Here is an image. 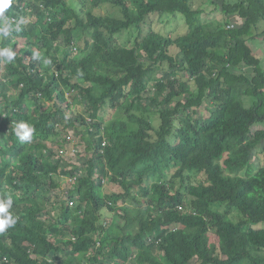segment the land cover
Returning a JSON list of instances; mask_svg holds the SVG:
<instances>
[{"label": "trees", "instance_id": "trees-1", "mask_svg": "<svg viewBox=\"0 0 264 264\" xmlns=\"http://www.w3.org/2000/svg\"><path fill=\"white\" fill-rule=\"evenodd\" d=\"M35 2L42 56L28 42L24 53L33 52L32 63L0 57V140H7L0 141V201L11 198L16 218L0 233V264H264V227L254 228L264 223V165L239 174L264 143V69L253 51L264 41V0L210 2L220 3L223 14L214 28L200 22L193 0H81L86 8L67 0ZM101 4L120 16L93 13ZM150 13L182 15L188 31L141 36ZM132 27L139 29L134 44L118 43L115 33ZM32 28L22 36L32 37ZM73 45L82 57L70 56ZM60 55L59 80L44 86L38 68ZM181 72L187 79L177 77ZM62 85L76 90L71 95L92 118L117 107L104 128L97 122L78 129L83 169L51 160L46 139L68 142L53 129L65 114L41 110L35 101L38 92L63 100ZM204 103L207 115L198 112ZM20 122L34 127V145L15 135ZM80 170L68 181L74 205L54 198L57 206L48 207L44 184L55 188L53 174ZM192 171L204 179L194 182ZM106 177L111 191L104 196ZM151 178L160 183L150 186ZM184 202L196 213L178 210ZM233 208L242 215L237 222L229 217Z\"/></svg>", "mask_w": 264, "mask_h": 264}, {"label": "clouds", "instance_id": "clouds-1", "mask_svg": "<svg viewBox=\"0 0 264 264\" xmlns=\"http://www.w3.org/2000/svg\"><path fill=\"white\" fill-rule=\"evenodd\" d=\"M36 2L35 0H25L21 5H18L17 0H0V20H3V26H0V37L4 38V41H6V47L0 49V57L5 58V62H12L16 57L22 58V61L25 64L32 63V60H36V56L33 54V52L26 51L24 53V49L26 46H28V42H32L33 48L37 51L36 54H39V58L42 56L43 49H42V29L36 28L39 24L38 19L35 15V8L34 5ZM37 5V3H36ZM46 22L51 21V17L48 16L46 13ZM32 26L35 25V28H32V32H34V35L32 37H24L22 36L23 29H26L28 25ZM16 31V32H15ZM8 38L6 40L5 38ZM60 41V38H59ZM22 42V43H21ZM77 52H80L81 55L78 57H82L84 55L83 52L79 51L77 47L74 45L72 46V52L71 57L73 55H77ZM62 55L58 56V58L54 61H51L48 58H44L42 61V68H38L39 70V76L44 77L43 85H47L49 83L54 84L55 81L59 80V76L61 73V70L57 68V65L61 62ZM65 72V71H64ZM17 75V74H16ZM15 75H10L9 78H13ZM47 76L51 77V81L47 79ZM54 79V80H53ZM6 78L4 79V82H6ZM63 91V100L58 99L56 96L53 97V99L49 100L46 96H43L40 92L35 93L34 96L37 98L35 101H37L40 104V109L48 112H55L56 109L62 111L65 115L61 119L62 121H58L54 123L53 129H55V137L56 139L60 141H68L63 143L61 145L57 141L56 144L60 147L58 149H53V153L50 155L51 160L53 161H59L61 165H72L76 164L81 169L85 166V159L87 158L85 151L84 154L81 155L79 149L76 147L75 149V143L69 133H73L75 135L77 134L78 129H81L82 127L90 126L97 122H102L101 128L105 127V121H102L99 118H92L90 115L86 114L84 112V106L82 105V101L80 100L81 96L76 95L77 98L75 100V96L71 95V93L76 92L74 88H70L67 85L61 86ZM75 100V101H74ZM32 112L37 115V112L32 110ZM83 116V119L80 116ZM17 115L15 113L12 114V117H16ZM62 117V116H61ZM85 122V123H84ZM34 127L29 125L25 122L18 123L14 128V133L18 137L20 142H29V144L34 145L36 143V135L33 134ZM79 137V135H78ZM48 139H46V144ZM42 141L40 140V143ZM79 142H81V138L79 139ZM174 143V142H173ZM71 145V147L62 148L63 146ZM83 150L84 147L81 144ZM28 149H31L27 147ZM72 150V151H68ZM48 153V150H44ZM68 154V155H67ZM67 155L66 157H64ZM80 156V158H79ZM253 160L258 159L257 154L253 156ZM83 159V160H82ZM252 160V161H253ZM264 165V157L263 159H258L257 161V167ZM255 169V170H256ZM244 170V169H243ZM254 170V171H255ZM82 174V170L78 171L74 175H63L61 177H66L65 180L66 186L65 190L63 191V196L61 199H65L67 201V204L69 206H73V200L68 198L67 195V189H68V181H72L76 179L78 176ZM52 175L50 173L49 175H46L45 178L49 179V177ZM52 178H55L57 183H59L60 176L57 174H53L51 176ZM108 180V177L105 178V183H103V187L101 188V193L105 196L109 192H105L104 190L106 188H110L108 183L106 182ZM159 180L157 178H151L149 181V185L152 186L154 184H157ZM160 183V181H159ZM60 184V183H59ZM51 182L44 184V191L50 192L56 189L51 187ZM59 186V185H58ZM106 187V188H104ZM5 189V188H4ZM111 189V188H110ZM7 194H12L13 190L12 188L7 185L6 186ZM108 204L114 206V203L112 201H108ZM185 204H178L176 205L177 209L180 211H183V213H189V214H195L196 212L194 210H190L189 206L186 202ZM117 205V203H115ZM118 205H122V201L120 200L118 202ZM12 206V200L11 198H8L5 201H0V233H3L6 229L12 227L16 223V218L13 217V215L9 212V208ZM236 210L235 208L231 209L229 212V215L232 214V211ZM114 213V212H113ZM209 235V234H208Z\"/></svg>", "mask_w": 264, "mask_h": 264}, {"label": "rangeland", "instance_id": "rangeland-1", "mask_svg": "<svg viewBox=\"0 0 264 264\" xmlns=\"http://www.w3.org/2000/svg\"><path fill=\"white\" fill-rule=\"evenodd\" d=\"M68 2L74 3V5H76L77 7H79L81 4V0H67ZM83 1V0H82ZM218 2L219 0H193V6L194 8L200 9L201 11V15H200V22L204 23L205 26L209 25V27L214 28L217 26V24L219 23V21H222V17L223 14L220 11V3H216L217 8L214 7V5L210 2ZM80 3V5H79ZM87 6V2H85L83 4L82 7L86 8ZM203 8V9H202ZM93 13L95 14H100V15H104V14H109V13H113L116 16H120V12H118L117 9L107 5V4H101V6L94 8L93 9ZM223 22V21H222ZM138 28L137 27H132L128 30H124L121 31L120 33H115V37L118 41V43H120L123 46H131L132 44H134V41L136 39V36L138 35ZM141 32H139V35H144L147 34L149 31L154 30L157 31L163 35H169L171 37H175L178 35H182L184 33H186L188 31V27L187 24L184 21V18L182 15H169V14H163L160 15L159 13H150L149 16L146 18V21L141 24V28H140ZM61 40V38H60ZM22 43V42H21ZM82 46V43H80ZM171 51H173L175 53V50L172 49ZM253 51L255 52L256 56H258L261 59V65L264 69V41H257L256 44L253 45ZM77 55L80 56L81 53L77 52ZM159 72V71H158ZM177 77H183L184 79H187L186 76H183V73H179V75ZM208 108L207 103H204L203 105H201V107H199L198 112H205V115L208 114V111H206ZM117 110V107L114 106H107V108L102 112L99 113V118L102 121H107L109 119H111L115 112ZM154 124H158L159 123V119L156 116L155 120L153 121ZM258 126V125H257ZM259 127H263V126H259ZM69 135L71 136V138L73 139L75 143V149L76 147L79 149L80 153H82L81 155L84 154V150L81 146V142H79L80 137H78V135H75L73 133H69ZM1 144L2 145H7V140L5 139H1ZM172 142H175L176 139H172ZM48 146L52 147L53 149H58L60 148L56 142L50 143L49 141H47ZM67 147H71V145L69 144L68 146H63L62 148H67ZM257 151V157L258 159H263L264 157V143H261L258 147H256ZM68 151H72V150H68ZM68 155V154H67ZM67 155H65L64 157H66ZM80 158V156H79ZM258 159L253 160L244 170H241L239 172V174L241 175H249L251 173L254 172V170L256 169L257 166V161ZM14 162V158H12V161ZM193 173V181L194 182H199L202 179H204V175L200 172V171H192ZM66 177H60L59 179V186L56 187L55 190L47 192L46 197H49L50 201V205H48V207L50 206H57L56 203H54V201H52L54 198H61L63 196V191L65 190V186H66ZM106 188V187H104ZM105 192H109L111 191L110 188H106L104 190ZM49 204V203H48ZM138 204V203H137ZM135 204V205H137ZM215 207L217 208H224V204H216ZM230 220L233 222H237L238 220H240V218H242L241 213H239L237 210H233L232 214H230ZM115 223V221L113 222ZM124 223L123 218L119 219L117 221V227L118 228H122ZM115 225V224H114ZM264 227V223H260L258 225H255L254 228H263ZM114 230L117 231L116 227L114 226ZM209 240L212 244H214L216 242V236L215 234L210 231L209 232Z\"/></svg>", "mask_w": 264, "mask_h": 264}]
</instances>
